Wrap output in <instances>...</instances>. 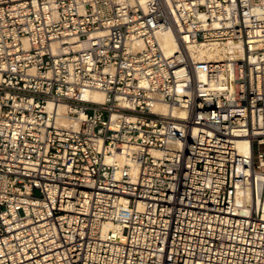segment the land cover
Wrapping results in <instances>:
<instances>
[{"label":"built area","instance_id":"obj_1","mask_svg":"<svg viewBox=\"0 0 264 264\" xmlns=\"http://www.w3.org/2000/svg\"><path fill=\"white\" fill-rule=\"evenodd\" d=\"M0 264H264V0H0Z\"/></svg>","mask_w":264,"mask_h":264},{"label":"bare ground","instance_id":"obj_2","mask_svg":"<svg viewBox=\"0 0 264 264\" xmlns=\"http://www.w3.org/2000/svg\"><path fill=\"white\" fill-rule=\"evenodd\" d=\"M158 41L159 44L163 50V52L166 55H170L174 52H177L178 48H180V41L178 40L177 35L175 32L172 30H166L162 31L158 35ZM234 42H225L223 47L221 49L216 48L215 46L213 48H208L205 47L204 45H198L197 46V52H196V58L197 59H204V58H212L214 57L218 52L222 50H233L234 49ZM194 54V53H192ZM228 78H231V69H229V72L227 74ZM93 98L96 101H102L103 100V94L99 91H95L92 93ZM59 111H63L64 107L62 105L58 106ZM155 110L159 114H165V115H179L183 116L184 112L180 109H171L170 107H167L165 104H156L155 105ZM237 148L240 153L245 154V155H250L251 156V150L249 147V142L246 139H241L237 142Z\"/></svg>","mask_w":264,"mask_h":264}]
</instances>
